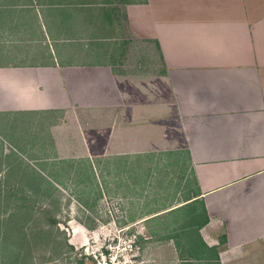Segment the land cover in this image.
Instances as JSON below:
<instances>
[{
    "label": "crops",
    "instance_id": "obj_1",
    "mask_svg": "<svg viewBox=\"0 0 264 264\" xmlns=\"http://www.w3.org/2000/svg\"><path fill=\"white\" fill-rule=\"evenodd\" d=\"M0 45H38L0 61L36 159L180 157L160 212L192 206L145 264H264V0H0Z\"/></svg>",
    "mask_w": 264,
    "mask_h": 264
},
{
    "label": "rangeland",
    "instance_id": "obj_2",
    "mask_svg": "<svg viewBox=\"0 0 264 264\" xmlns=\"http://www.w3.org/2000/svg\"><path fill=\"white\" fill-rule=\"evenodd\" d=\"M36 46L0 45V61L24 58ZM33 118L0 115V241L8 217L17 256L4 263L0 242V264H145L168 225L192 206L160 212L193 191L180 157L104 155L90 164L45 153L41 161L22 145L23 135L37 133Z\"/></svg>",
    "mask_w": 264,
    "mask_h": 264
},
{
    "label": "trees",
    "instance_id": "obj_3",
    "mask_svg": "<svg viewBox=\"0 0 264 264\" xmlns=\"http://www.w3.org/2000/svg\"><path fill=\"white\" fill-rule=\"evenodd\" d=\"M8 221H10V218L7 217V219L5 220V226L3 228L4 230L3 231L1 230V241L0 242H1V248L4 251L3 256H5V262L4 263L9 262V256H10V254H12V256L14 257V258H10V260L11 259L12 260H15L16 257H17L16 256V253L13 254V252L11 251V248H10V245H9V242H8V238H9L8 236L11 234V232L9 230V227L6 224ZM18 228H19V226H18ZM19 238L20 239L21 238L23 239V235L20 234ZM20 239L18 241V244H21ZM6 250H7V252L5 253ZM10 251H11V253H9Z\"/></svg>",
    "mask_w": 264,
    "mask_h": 264
}]
</instances>
